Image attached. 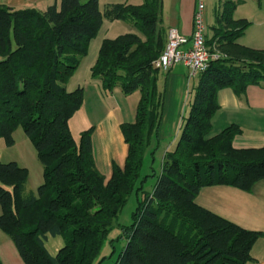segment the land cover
I'll return each instance as SVG.
<instances>
[{"label":"trees","instance_id":"obj_1","mask_svg":"<svg viewBox=\"0 0 264 264\" xmlns=\"http://www.w3.org/2000/svg\"><path fill=\"white\" fill-rule=\"evenodd\" d=\"M235 7L226 0L215 14L205 40L220 57L196 75L179 137L163 154L152 192L137 200L131 223L119 226L125 246L114 264L253 261L251 249L264 233L197 202L204 187L250 192L264 180V145L234 147L233 138L242 132L236 124L211 133L218 90L228 87L242 96L249 85L264 83V48L238 43L251 23L235 19ZM104 19L129 23L135 32L103 39L90 75L105 92L115 87L124 94L139 92L134 120L120 123L128 146L124 164L112 162L108 181L93 160V127L80 132L78 142L69 127L83 104V89L66 88ZM166 36L163 0L113 3L103 11L98 0H59L43 11L0 4V138L11 146L14 131L22 128L42 166L36 193L25 195L28 170L14 161L0 163V230L24 264H100L101 249L127 199L143 191L147 147L159 142L164 72L153 62ZM48 236L63 239L55 255L45 246Z\"/></svg>","mask_w":264,"mask_h":264},{"label":"crops","instance_id":"obj_2","mask_svg":"<svg viewBox=\"0 0 264 264\" xmlns=\"http://www.w3.org/2000/svg\"><path fill=\"white\" fill-rule=\"evenodd\" d=\"M57 2L59 3V0H0V4L14 9L34 8L38 11L45 10L49 5L58 4ZM198 2L201 1L163 0V21L166 30L174 27L181 35L190 37L193 30V15ZM234 2L236 7L233 17L235 19H245L251 23L238 39V43L253 49L264 48L263 4L260 0H234ZM240 7L243 8L241 11L239 10ZM210 29L211 27L205 29V36L209 37L211 35ZM77 71L78 68L66 83V88L68 90L82 88L84 98L81 108L71 117L69 127L71 122L76 119L75 124L80 125L83 123L79 121L80 119L95 118L94 123H87L85 127H80L79 131L82 132L89 127H93L91 135L93 160L99 173L103 175L105 181H108L112 173V162L123 166L127 155L128 146L124 142L120 131L122 121L118 113L119 105L118 103H110L108 97L109 95L114 96L116 102L122 91L119 87H115L112 91L105 92L99 81L92 77L84 79L81 83H73ZM193 79L196 82V75L190 77L189 70L183 65H174L167 72L160 74L159 85L161 84L164 87L166 101L158 129L159 143L170 137L176 143L182 126L180 109L189 90V84ZM104 101L107 104L103 107L102 112L99 115L95 112L96 115L90 117L88 111L91 108L87 109V105L93 107L94 110L100 102L104 103ZM217 103L219 108L213 115L211 122L212 134L218 133L230 124H236L242 132L233 138L232 145L234 147L257 148L264 145V83L249 85L242 96H237L228 87L222 88L217 92ZM165 126H168V131ZM156 143V140H152L149 146L153 147ZM222 191L220 193L222 199L228 205L224 207L225 211L215 213L224 216V218L242 228L264 233V180L257 182L250 192L232 187ZM0 238L5 240L4 244L10 252V258L0 256L2 264H24L16 248L14 250L3 236H0ZM250 254L253 261L246 264H264V237L254 243Z\"/></svg>","mask_w":264,"mask_h":264},{"label":"rangeland","instance_id":"obj_3","mask_svg":"<svg viewBox=\"0 0 264 264\" xmlns=\"http://www.w3.org/2000/svg\"><path fill=\"white\" fill-rule=\"evenodd\" d=\"M203 4V25L205 29L210 28L215 21V14L220 11L225 4L226 0H200ZM234 2V0H231ZM253 1V0H251ZM264 6V0H260ZM112 2L118 3H141L142 0H98V8L100 11H103L104 8ZM256 2V1H255ZM58 3V2H57ZM256 6V5H255ZM264 8V7H262ZM243 9L240 7V11ZM263 11V9H262ZM127 32H135L134 27H132L129 23H125L122 21H109L104 19L102 25L97 33V35L90 41L88 52L85 57L81 59L80 65L78 67V71L76 73V77L73 80V83H81L84 79L90 78V66L93 65L99 46L103 39L105 38H114L117 35L127 33ZM219 52V51H217ZM194 79L191 80L189 84V90L185 98L183 99L181 106V122L185 119L188 109L189 102L193 95V87H194ZM73 86V85H72ZM71 86V87H72ZM162 85L160 84L159 91H162ZM109 102L112 104L119 105V116L122 122H131L134 120L135 116V108L137 101L139 99V92L133 91L129 94H124L121 92V95L118 100L115 102L114 96H108ZM166 96L163 94V102L165 105ZM107 104L106 101L104 103L100 102L94 110L93 107L87 105L88 114L90 117H94L97 112L99 115L103 107ZM184 107V109H183ZM77 120V119H76ZM71 122L70 129L73 135V138L78 142L79 139V128L85 127L87 123H94L95 118L80 119V122H83L80 125H76L75 121ZM168 131V126H165ZM14 143L11 146H7L2 138H0V163H8L11 161L17 162L19 166L24 167L28 170V179L24 185V194L28 195L30 192L36 193L37 186L42 182V166L36 158V152L28 137L22 130V128H17L13 133ZM175 146L173 138L164 139L161 143H156L153 147L149 146L147 151L145 152L143 158V164L141 169L140 177H145V180L142 184L143 191L138 194L132 193L127 199L126 204L122 208L119 213L117 223L113 226L110 231L107 240L105 241L99 258H102L100 264H114L116 258L122 248L125 246L124 239L118 238L120 235V227L122 225H129L132 221V213L135 211L137 206V200H142L145 194H150L153 190V187L156 183V179L160 173L161 162L163 158V154L166 149L172 148ZM229 187L224 186H213V187H204L200 190L197 196V202L211 209L213 212L225 211L224 207L228 205V203L222 199V190H227ZM226 204V205H225ZM224 215V214H223ZM224 217V216H223ZM0 236L6 238L12 248L15 250V246L12 241L0 230ZM110 240H113L112 244ZM5 240L0 238V256L2 258H10L9 249L5 246ZM63 245V239L59 236L52 237L48 236V239L45 242V246L50 254L55 255L60 247Z\"/></svg>","mask_w":264,"mask_h":264},{"label":"built area","instance_id":"obj_4","mask_svg":"<svg viewBox=\"0 0 264 264\" xmlns=\"http://www.w3.org/2000/svg\"><path fill=\"white\" fill-rule=\"evenodd\" d=\"M219 57L220 54L211 51L206 44L203 5L198 2L190 37L181 35L174 27L169 28L164 49L153 65L162 72H167L174 65H183L192 77L206 70L210 62Z\"/></svg>","mask_w":264,"mask_h":264}]
</instances>
